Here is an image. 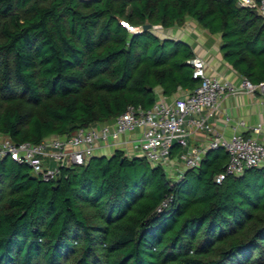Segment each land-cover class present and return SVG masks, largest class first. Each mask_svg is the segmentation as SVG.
<instances>
[{"label": "trees", "instance_id": "obj_1", "mask_svg": "<svg viewBox=\"0 0 264 264\" xmlns=\"http://www.w3.org/2000/svg\"><path fill=\"white\" fill-rule=\"evenodd\" d=\"M188 19L264 81V19L237 0H0V136L68 138L193 91L186 42L129 30ZM227 161L210 150L171 179L114 151L45 182L0 159V264H264V167L217 184Z\"/></svg>", "mask_w": 264, "mask_h": 264}, {"label": "built area", "instance_id": "obj_2", "mask_svg": "<svg viewBox=\"0 0 264 264\" xmlns=\"http://www.w3.org/2000/svg\"><path fill=\"white\" fill-rule=\"evenodd\" d=\"M256 10L264 19V0H237ZM192 78L198 81L191 92L172 101L161 97L148 109L128 106L112 121L79 128L68 138L50 137L38 143L14 142L0 136V159L9 158L27 165L33 175L47 182L55 179L62 167L82 166L99 150L114 148L125 158H142L151 167H161L171 179H179L185 170L199 166L207 151L222 149L228 156L224 171L215 177L217 184L225 176H239L245 170L264 164V141L238 131L230 136L216 133L209 120L224 96L259 95L264 102V81L253 84L241 79L235 85L206 72L204 62L192 58ZM239 126H244L239 122ZM257 136L261 124L252 129ZM205 134L202 147L189 146L191 135ZM182 149L172 154L174 147Z\"/></svg>", "mask_w": 264, "mask_h": 264}, {"label": "crops", "instance_id": "obj_3", "mask_svg": "<svg viewBox=\"0 0 264 264\" xmlns=\"http://www.w3.org/2000/svg\"><path fill=\"white\" fill-rule=\"evenodd\" d=\"M166 38L182 40L186 42L194 54L193 58L201 59L204 62L206 72L219 77L222 80L239 84L241 77L226 63L220 52V35H212L201 29L195 22L188 19L183 26L165 30ZM175 32V34H174ZM158 97L172 101L185 92H178L171 97H164L161 91L157 90ZM243 122L244 126H239ZM209 123L216 133L230 136L238 131L247 137H257L264 141V102L259 95L240 94L238 96H224L218 105V110L211 117ZM261 124V132L255 135L252 129ZM189 146L202 147L207 144L208 137L203 133L191 135L187 138ZM114 148H106L95 153L96 156H111ZM174 155L182 152L176 147ZM264 167V164L262 165Z\"/></svg>", "mask_w": 264, "mask_h": 264}, {"label": "rangeland", "instance_id": "obj_4", "mask_svg": "<svg viewBox=\"0 0 264 264\" xmlns=\"http://www.w3.org/2000/svg\"><path fill=\"white\" fill-rule=\"evenodd\" d=\"M131 32H138L141 30V28H129ZM152 32H154L159 38H164L166 36V31L163 30L160 27H151L150 29ZM175 34V32H174Z\"/></svg>", "mask_w": 264, "mask_h": 264}, {"label": "water", "instance_id": "obj_5", "mask_svg": "<svg viewBox=\"0 0 264 264\" xmlns=\"http://www.w3.org/2000/svg\"><path fill=\"white\" fill-rule=\"evenodd\" d=\"M252 13L254 14V15H258V13H257V11L256 10H252ZM142 31H148V30H150L151 29V25H149V24H146V25H144V26H142ZM91 158H93V157H91Z\"/></svg>", "mask_w": 264, "mask_h": 264}]
</instances>
